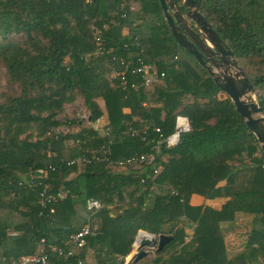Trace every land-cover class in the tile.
Instances as JSON below:
<instances>
[{
    "label": "trees",
    "instance_id": "trees-1",
    "mask_svg": "<svg viewBox=\"0 0 264 264\" xmlns=\"http://www.w3.org/2000/svg\"><path fill=\"white\" fill-rule=\"evenodd\" d=\"M174 1L183 12L181 0ZM193 1L251 83L264 117V0ZM135 56L163 77L143 87L130 68L123 83L109 76L117 59ZM0 69V264L33 253L40 240L47 264H88L87 251L91 264H119L137 230L170 239L124 264H264L263 155L226 94L174 41L158 0H0ZM76 96L87 122L103 117L105 134L82 119L57 116ZM177 115L187 118L188 129L174 145L159 143L146 170L66 163L106 145L112 159L152 152ZM66 120L76 129L47 133ZM245 161L253 166L249 186L231 189L234 163ZM155 164L154 180L139 182ZM35 168L42 173H34L31 185L16 184ZM43 183L63 193L47 203L50 213L39 204ZM193 193L228 197L213 209L189 204ZM87 198L99 207L85 208ZM235 210L255 213L257 225L243 251L227 260L217 225ZM88 220L97 229L71 255L50 249L63 248L67 235ZM184 227H191L186 240Z\"/></svg>",
    "mask_w": 264,
    "mask_h": 264
},
{
    "label": "water",
    "instance_id": "water-1",
    "mask_svg": "<svg viewBox=\"0 0 264 264\" xmlns=\"http://www.w3.org/2000/svg\"><path fill=\"white\" fill-rule=\"evenodd\" d=\"M158 3L174 41L206 69L219 89L226 94L234 110L243 118L245 127L254 136L264 156V117L260 114L259 105L251 99L250 93L253 92L251 83L240 72L237 76V73L231 74L222 69L220 75H214L210 69L222 64L227 65L229 62L235 64L230 50L195 9L193 0H181L183 12L203 33L195 32L185 24L174 0H158ZM172 8L175 10L172 11ZM245 94L250 96V99H242ZM169 239L170 235L163 233L153 235L142 230L138 231L133 239L134 250L127 260L135 262L148 253V247L153 246V250H158ZM127 260H120L119 264H124Z\"/></svg>",
    "mask_w": 264,
    "mask_h": 264
},
{
    "label": "built area",
    "instance_id": "built-area-1",
    "mask_svg": "<svg viewBox=\"0 0 264 264\" xmlns=\"http://www.w3.org/2000/svg\"><path fill=\"white\" fill-rule=\"evenodd\" d=\"M95 43L100 42V38L98 36H95ZM136 45V42H134ZM99 51H101L100 48H98ZM113 57H111L112 59ZM116 67L121 68L119 71L116 70V67L114 65H111L109 67V76L113 77L114 75L118 76L120 83H123V75L126 69L130 68V72L135 73L138 75L139 83L141 86L145 87L150 83L156 82L160 80L163 77V72L158 71L154 64L151 62L144 61L140 56H135L133 60L129 59H117ZM85 112L88 113V111L84 108L80 110V115L78 114V111H76L75 115L73 117L76 118H82L85 117L87 119V115L85 116ZM59 117V114L57 115ZM61 119H64V115H61ZM93 128H96L99 124L98 119H96L94 122L91 123ZM188 129V121L185 116L177 115L174 119L173 129L164 135L163 137L160 136L154 141V144L150 147L152 152H139L134 154H129L125 156H119L117 158H110L108 155V146H100L99 148L95 149L94 151L90 152L88 155L85 154H79L75 156L72 159H69L66 161V163H90L93 161H103L107 164L114 165L115 167L119 169H124L127 167H131L133 169H137L142 171V169H147V165H150L153 162V153L156 152L157 147L159 143H164L167 146L174 145L177 142L178 135L181 132H184ZM154 131L158 132V128L154 127ZM101 133H103V129L101 128L99 130ZM47 133H51L54 136L58 133H61L60 124L59 125H53L50 126L47 130ZM105 134V133H103ZM261 164H264V156L261 159ZM160 169V164H155L151 167V170L149 172H145L144 176H139V182H145L146 179L152 181L154 180L158 170ZM34 173H42V169L35 168L31 171H27L21 179L16 180L17 185H23L28 187L33 183V176ZM169 193L171 195H177V192L173 189L169 190ZM62 191L56 190L54 192L49 191V187L46 183H43L40 186L39 189V204L41 207L47 209V213H50L52 211L51 207H47V203L49 201H54L57 198L62 197ZM178 200H180V197H178ZM85 208L90 210H95L99 207V202L94 198H87L84 201ZM97 229V223L92 220H88L84 224H82L78 229H76L73 232H70L67 235V238L65 240V246L63 248L60 247H53L50 246L51 250L56 251L57 254H61L64 257L71 255L74 251H76L78 248H80L84 243V237L86 235H93ZM191 231V227H189ZM189 235H185L184 239H188ZM134 243V242H133ZM132 243V244H133ZM134 245V244H133ZM148 253L153 250L152 247H148ZM79 262V260H77ZM6 264H47V250L45 246L42 244V241L38 243L33 253L20 256L18 259L13 260L9 259L7 260ZM69 264V263H66Z\"/></svg>",
    "mask_w": 264,
    "mask_h": 264
},
{
    "label": "crops",
    "instance_id": "crops-1",
    "mask_svg": "<svg viewBox=\"0 0 264 264\" xmlns=\"http://www.w3.org/2000/svg\"><path fill=\"white\" fill-rule=\"evenodd\" d=\"M256 155H258V153H256ZM252 168L253 166L249 161H245L243 164L234 163L233 184L231 185V189L238 190L247 188L250 183ZM227 197L228 196L226 195H221L214 196L212 198H203L200 195L193 193L189 196L188 202L191 205L201 204L207 205L213 209H218L220 205L227 199ZM256 217L257 215L253 212L246 210H235L229 219L218 221L217 226L222 236L225 258L227 260L233 258L235 255L243 251L250 230L253 227L255 228L257 225V221L255 220ZM138 231L141 230H137V232ZM184 232L186 235H189L191 231L189 227H184ZM132 243L131 249L128 253L129 255L134 250V245ZM86 254L88 253H85V258ZM147 254L141 258L147 257ZM128 256H125L123 261L127 260ZM140 264L146 263L142 261Z\"/></svg>",
    "mask_w": 264,
    "mask_h": 264
},
{
    "label": "rangeland",
    "instance_id": "rangeland-1",
    "mask_svg": "<svg viewBox=\"0 0 264 264\" xmlns=\"http://www.w3.org/2000/svg\"><path fill=\"white\" fill-rule=\"evenodd\" d=\"M131 7L132 8H134L135 7V5L133 4V3H131ZM172 11H174L175 9L174 8H172L171 9ZM181 14H182V16H183V19H184V21H185V24L188 26V27H190L193 31H195V32H200V33H203L199 28H198V26L197 25H195L194 24V22H192L186 15H185V13L184 12H181ZM207 43V45L209 46V47H211L210 46V44L208 43V42H206ZM230 60H231V58H230ZM234 61V60H233ZM234 63H235V61H234ZM207 65H208V63H206ZM211 69V71L213 72V74L214 75H220V73H221V71H222V69H225L226 70V72H228V73H231V74H233V73H237V76H239V72L241 73V71H240V69H239V67L237 66V64L235 63V64H233V63H231V62H229L227 65H224V64H222V65H220L219 67H211L210 68ZM1 69H0V87H1V84H2V75H1ZM242 74V73H241ZM250 96H251V99L253 100V101H255L256 102V100H255V96H254V91L253 92H251L250 93ZM82 108H84V109H86L84 106H83V103H82V100H81V98L79 97V96H76L75 98L73 97L72 98V100L71 101H68V102H65L63 105H62V107H61V112H59V117L61 116V115H64V119H67V118H70V117H73L74 115H75V113H76V111H78V114L80 115V110L82 109ZM87 110V109H86ZM88 111V110H87ZM87 115V112H85V116ZM62 117H60V119H61ZM79 119H82V122H83V124L84 125H92L91 123H89V122H87L86 121V119H85V117H80ZM68 120V119H67ZM67 120L66 121H62L61 123H60V128H61V133H69V131H73V130H75L76 129V127L74 126V125H68L67 124ZM100 120H103V117L100 119ZM99 120V125H97V127H96V129L97 130H100L101 129V123H102V121H100ZM87 253L88 254H86V263H88V264H91V263H93V260H92V257H91V255H90V252L89 251H87ZM129 254H127L126 255V257L128 256ZM127 259V258H126Z\"/></svg>",
    "mask_w": 264,
    "mask_h": 264
},
{
    "label": "bare ground",
    "instance_id": "bare-ground-1",
    "mask_svg": "<svg viewBox=\"0 0 264 264\" xmlns=\"http://www.w3.org/2000/svg\"><path fill=\"white\" fill-rule=\"evenodd\" d=\"M242 99H250V96H248L247 94L242 96ZM144 236V235H143ZM142 237V236H141ZM146 237V236H145Z\"/></svg>",
    "mask_w": 264,
    "mask_h": 264
},
{
    "label": "flooded vegetation",
    "instance_id": "flooded-vegetation-1",
    "mask_svg": "<svg viewBox=\"0 0 264 264\" xmlns=\"http://www.w3.org/2000/svg\"><path fill=\"white\" fill-rule=\"evenodd\" d=\"M183 11H184V9H183Z\"/></svg>",
    "mask_w": 264,
    "mask_h": 264
}]
</instances>
